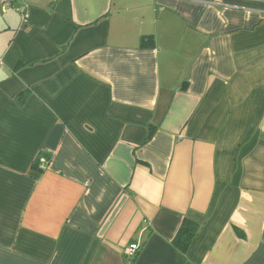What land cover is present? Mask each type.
<instances>
[{"label": "crops", "instance_id": "obj_1", "mask_svg": "<svg viewBox=\"0 0 264 264\" xmlns=\"http://www.w3.org/2000/svg\"><path fill=\"white\" fill-rule=\"evenodd\" d=\"M0 264H264V0L0 4Z\"/></svg>", "mask_w": 264, "mask_h": 264}, {"label": "trees", "instance_id": "obj_2", "mask_svg": "<svg viewBox=\"0 0 264 264\" xmlns=\"http://www.w3.org/2000/svg\"><path fill=\"white\" fill-rule=\"evenodd\" d=\"M199 230V225L188 219H183L175 237L172 240V244L181 252H185L191 240L196 236Z\"/></svg>", "mask_w": 264, "mask_h": 264}, {"label": "built area", "instance_id": "obj_3", "mask_svg": "<svg viewBox=\"0 0 264 264\" xmlns=\"http://www.w3.org/2000/svg\"><path fill=\"white\" fill-rule=\"evenodd\" d=\"M13 1L14 0H0V4H1V6H2L3 9H7L9 7H12ZM47 1L50 2V3H55L58 0H47ZM14 8L22 16L23 22H25L26 19H27L26 14H25V11H24L25 8H26L25 3L22 2V3L18 4V5H16ZM127 252L129 254H133L134 253V248L128 249Z\"/></svg>", "mask_w": 264, "mask_h": 264}, {"label": "rangeland", "instance_id": "obj_4", "mask_svg": "<svg viewBox=\"0 0 264 264\" xmlns=\"http://www.w3.org/2000/svg\"><path fill=\"white\" fill-rule=\"evenodd\" d=\"M44 162V160H42Z\"/></svg>", "mask_w": 264, "mask_h": 264}]
</instances>
